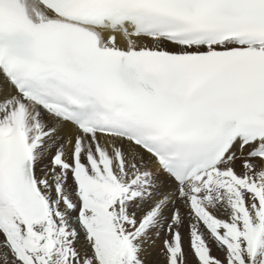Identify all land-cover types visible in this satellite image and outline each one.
I'll return each instance as SVG.
<instances>
[{
	"label": "snow or ice",
	"instance_id": "snow-or-ice-1",
	"mask_svg": "<svg viewBox=\"0 0 264 264\" xmlns=\"http://www.w3.org/2000/svg\"><path fill=\"white\" fill-rule=\"evenodd\" d=\"M0 264H264V0H0Z\"/></svg>",
	"mask_w": 264,
	"mask_h": 264
}]
</instances>
